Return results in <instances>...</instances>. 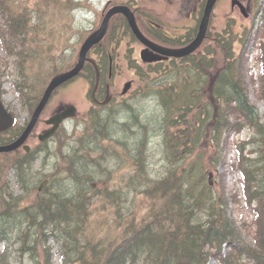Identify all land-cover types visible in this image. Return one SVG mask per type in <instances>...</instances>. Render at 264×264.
Segmentation results:
<instances>
[{"label": "trees", "instance_id": "obj_1", "mask_svg": "<svg viewBox=\"0 0 264 264\" xmlns=\"http://www.w3.org/2000/svg\"><path fill=\"white\" fill-rule=\"evenodd\" d=\"M76 5L77 2L74 0H0V21L4 22L0 42L5 53L15 59L13 86L29 114L39 101L49 79L43 76L41 71L37 70L38 74L33 73L30 64L23 60L32 63L33 59H39V56L43 55V59L36 60V63L40 69L49 62L56 64V70L53 69L51 75L71 66L70 64L64 66L67 63L63 54L55 55V59H49L47 53L55 43H57L55 51L62 46L64 49L67 46L65 42H68L69 37L76 32L68 17L69 10H74ZM123 21L119 23L121 32L123 35H129V28L124 19ZM262 27L264 29V18ZM40 31L48 35L44 38L36 36L35 34L38 32L39 35ZM223 32L224 34L217 36V59H182L173 62L171 67L178 72L172 71L169 74L170 81L161 76L166 71L162 64L151 66L143 76L145 83L160 93L161 103L181 96L179 91L185 89L192 90L195 93L193 97L198 96L201 102L208 105L206 115L200 117L198 111L193 109L196 102L183 97L184 113L179 122L169 123L174 126L175 134L172 133L174 138L182 139L185 144L188 137H196L201 131L210 137L207 147L202 145L199 151L193 150L191 155L194 156L191 159L201 158L205 162L206 170L202 174V182L206 189L203 188L204 193L207 191L210 202L200 203V208L195 210L190 208L189 202L178 203V199L188 196L187 190H190V186L183 183L188 173L184 170L179 178L183 184L180 182V186L176 187L162 186V189L175 188L167 198L164 196L154 201L156 193L153 190L146 187L139 191L140 205L146 211L149 208L145 217L131 220L130 217L136 216L137 213L133 199L130 205L124 208L116 205L104 206V211L111 219L121 222L120 225L116 226L114 221L103 220L87 224L88 218L78 215L74 208L70 212L65 210L72 201L65 204L62 209L56 210L52 207L56 195L52 197V190L49 189L53 183L49 176H45L50 180L49 187L42 192L37 191L36 184L32 186L29 182H23L19 176L20 166L24 164L27 167L26 172L31 171L35 177L39 165L45 162L46 153L50 150L57 151L54 149L57 145L53 148L52 145L46 146L43 143L42 149L35 148L29 153L21 149L3 153L0 154V170L7 165V171L0 175V190L8 192L10 189L6 183L1 186L5 174L13 179L14 187L26 195L30 194L31 199L28 202L31 203L30 210L44 211H41L40 220L21 224L22 221L18 222L12 211L0 205V264H10L11 244L15 246L18 261L19 258L27 256L33 263L48 264L46 262L49 260V252L53 249L51 242L66 250L63 255L65 264H94L84 257L85 249L89 247H96L102 256L99 263L95 264H206L210 258L215 259L217 264H264V120L262 121L264 114L260 115L258 109L250 103L242 81L239 83L231 75L236 72L229 68L230 65L244 64L241 54L235 57L233 39L226 30ZM111 34L113 36L119 33L112 27L108 36ZM241 42L244 43L243 40ZM104 46L103 43L95 50L104 49ZM260 51L257 58L260 65L258 83L261 98L264 100V42L261 43ZM24 57L30 60L21 59ZM105 60H100V65L105 66ZM194 60L207 64V68L194 69L191 66ZM85 70L90 74L88 78H91V75L93 77L91 65H87ZM205 73L208 76L203 75ZM150 75H153V78L148 79ZM86 115H89V112ZM87 119L92 121L90 116ZM165 122L161 119L156 122L158 128L149 125L148 142L154 137L158 138L161 130L167 131L164 128ZM177 123H181V126L179 127ZM104 128L100 126L97 132L91 135L90 127H87L73 142H67V145L75 144L77 148H85L98 154L100 147L112 146L117 141L115 133H105ZM70 129L73 131L77 127L71 126ZM21 131L22 126L15 123L7 131L0 133V145L15 140ZM224 131H228L229 138L232 135L240 136L244 132H249V136L230 142L228 136L221 140ZM99 135L110 137L111 140H101ZM63 137H66V134L57 132L54 139L61 145ZM130 138L136 136L132 135ZM221 143L224 147L222 153ZM232 149L236 165L233 162L230 167L235 168L239 174L242 201L253 213L248 226L242 223L244 229L231 217L229 207L232 203L229 195L214 186H209L205 180L206 173L215 170L219 163H223L226 152ZM38 162L40 164L34 170L33 165ZM69 175L64 176V179L68 180ZM254 179L261 180L262 186H252ZM16 199V207L25 210L19 207L24 202L23 195H16ZM176 201L180 205L179 208ZM60 202L61 198L55 200L56 204ZM85 202L84 195L77 200L79 205L86 204ZM21 215L27 218V213L22 212ZM224 246H227L226 251Z\"/></svg>", "mask_w": 264, "mask_h": 264}, {"label": "bare ground", "instance_id": "obj_2", "mask_svg": "<svg viewBox=\"0 0 264 264\" xmlns=\"http://www.w3.org/2000/svg\"><path fill=\"white\" fill-rule=\"evenodd\" d=\"M209 48V50L207 48L206 53L208 59H211L215 49L214 47ZM21 59L28 58L24 57ZM191 66L196 70L207 68V64L198 60H194L193 63L191 62ZM244 67L247 68V66L240 64L229 66V68L234 70V73L236 72V74L231 75L239 83L242 81L243 86L244 81L241 78H245ZM172 71L178 72L172 67H167L166 71L161 75L162 78L170 81L169 74ZM203 75L208 76L206 73ZM141 87L144 89L139 91V93H135L121 104L113 103L104 109L92 107L89 115L84 117L83 122L80 123L74 133L72 131L66 137H63L61 145L56 143L57 147L53 148L57 149V151L50 150L46 153L45 162L43 165H39V170L35 177L34 175L32 176L31 171L26 172V165L21 164V174L19 176H21L22 181L29 182L32 186L36 184L37 191L42 192L49 187L50 180L48 177H45L49 176L53 181L49 189L52 190V197L56 195L52 207L56 210L62 209L65 204L72 201V203L65 207V210L70 212L74 208L78 215L88 218L87 224L95 220H103L108 222L114 221L116 226L120 225L121 222L111 219L104 211V206H126L134 199L135 209L142 210L140 201L135 199L139 195V191L148 187L156 193L154 201H158L164 196L167 198L175 188L162 189V186H180L181 181L179 178L184 170L188 171V173L184 177L183 183L188 184L190 190H187L188 196L178 199V203L184 204L189 202L190 208L195 210L200 208V203L210 202L207 191L204 193L205 188L202 182V174L206 170L205 162L201 158L191 159L194 157H191L193 150L199 151L202 145H206V147L209 145L210 137L201 131L196 137H188L185 140L187 144H185L182 139L176 140L174 138V126L169 123L178 121L184 113L185 105L183 97L190 98L191 101L196 102L193 109L198 111L197 113L200 117L206 115L208 105L201 102L198 96L193 97L195 93L192 90L181 89L179 91L181 96H176L169 101L161 103L160 93L156 88L146 83ZM161 89L165 91L163 88ZM141 99L148 102L147 107H138L136 105L137 100ZM150 112L154 113V115L148 116ZM89 116L92 118V121L87 119ZM213 117L215 119V114ZM160 119L166 121L164 128L167 131L161 130L158 133V138L151 139V142L156 144H154L156 147H153V144H150L147 140L150 132L149 125L156 127L155 123L160 121ZM144 120L147 121L145 122ZM263 120L264 118H262ZM179 125L181 126V123ZM100 126L105 127L103 129L105 133H115L117 141L114 145L100 147L98 154L85 148H77L75 144L67 145V142H73L85 128L90 127V133L93 135ZM227 132H223L221 140H224L226 136H228V141L230 140L229 133L227 134ZM132 135H135L136 138L131 139ZM98 137L104 141L111 140L110 137H103L101 135ZM223 150L224 147L221 143L220 152L222 153ZM61 152L64 154H61ZM6 168L7 165L1 168L0 175L7 171ZM37 168L38 166L35 163L33 169L36 170ZM206 174L205 180L211 186L212 180L215 177V171L212 170ZM67 175H69L68 180L64 179V176ZM4 183L10 189L8 192L0 190V205L6 208V210L12 211L16 220L18 222L22 221L21 224L40 220L42 216L41 211H44V209H29L31 206V203H28L31 199L30 194L26 195L22 190L14 187L13 179L8 178L7 175L3 180L2 187ZM252 186H262L261 180L254 179ZM240 187L242 188L241 183ZM18 194H22L24 200L19 207L25 210L19 209L18 206L16 207V195L18 196ZM210 194L213 195L211 192ZM83 195L85 196L86 204L79 205L77 200ZM59 198H61V202L56 204L55 200ZM178 203L179 208L180 205ZM22 212L27 213V218L21 215ZM130 218L134 220L133 217ZM128 228L131 229V227ZM226 250L227 246H224V251ZM64 252L66 250L59 249L54 251V253L51 250L49 252L50 262H52L54 254V257H58L59 264H65L63 258ZM85 253L86 256L84 255V257H86V260L92 261L94 264L99 263L102 258L96 247L86 248ZM41 255L45 256L44 253H41ZM30 262V264L38 263Z\"/></svg>", "mask_w": 264, "mask_h": 264}, {"label": "rangeland", "instance_id": "obj_3", "mask_svg": "<svg viewBox=\"0 0 264 264\" xmlns=\"http://www.w3.org/2000/svg\"><path fill=\"white\" fill-rule=\"evenodd\" d=\"M77 5L74 10H69L68 17L71 20V25L74 26V30L76 32L73 33L72 36L69 37V43L66 41L65 45H67L64 49L60 47L55 51V47H57V43L52 47L47 55L49 59H55V55L58 56L60 54L64 55V61L67 63L64 66H68L71 63H74L76 59H73L72 53H65V49L70 47V51H74L77 48L78 42L84 36L87 31L99 25L101 21V13L104 7L111 3H125L131 1L134 6L143 8L140 9V14L142 18H146L148 16V20L150 22L160 21L161 23L170 24L172 27L184 28L188 24L190 25V19L188 18V10L191 12L194 7L197 5L198 0H75ZM243 2L245 6L251 7V15L249 13L248 18H244L239 12L238 8L232 9L230 7V0H219L217 5L214 8L213 16L211 24L216 27L217 30L222 31V28H225V24L228 22L229 30L234 34H238L243 36L245 33L244 44H236L234 47L235 57L241 54L242 62L247 68L244 67L245 78L244 86L248 93V97L251 103H253L262 114L264 112V100H262L260 91H259V78L257 74L259 69L256 65L255 56L257 54V48L260 46L259 43V35L260 38L264 41V29L260 30L259 28V14L264 13V0H240ZM151 17V18H150ZM229 20V21H228ZM119 25V22L114 25L115 30L116 26ZM4 22L0 21V34L3 33ZM180 29V30H181ZM252 30V32H251ZM80 31H82L80 33ZM261 32V34H260ZM259 33V34H258ZM58 34V33H57ZM254 34V35H253ZM36 36H40L42 38L46 37L48 34L46 32L40 31L35 34ZM253 35V36H252ZM114 37V35H113ZM112 37V38H113ZM112 40V39H111ZM127 41V40H126ZM252 46V47H251ZM213 47V46H211ZM139 49V48H138ZM138 49H136V56L138 57ZM208 45V50H209ZM217 52V48H216ZM39 59H43V55L39 56ZM217 59V57H216ZM13 58L9 57L4 50L3 45L0 42V86H1V96L2 102L9 109L10 112L16 116L18 121L23 124L27 119L26 111H24L23 107L20 105L18 101V96L13 87V82L15 78V68ZM30 60V59H27ZM25 63L30 64L32 70L42 71L43 76L48 77L50 73L56 70V64L53 62H49L43 69L39 68V64L36 63V60H33L32 63L29 61L23 60ZM117 65L119 66L118 72L120 73L116 76L115 84L118 87L122 88L123 83L133 78V74L128 71L125 66V63L122 59H117ZM214 72V70H213ZM138 86V83H137ZM90 90L89 80L85 76H81L73 80L69 85H66L60 91H57L50 101L43 118L49 116L56 108L61 106L73 105L77 108L78 118L75 122L82 123L84 120L85 114L88 112L90 107V103L87 100V94ZM143 92V91H142ZM146 100H137L136 105L147 107ZM153 116L154 113L150 112L148 116ZM80 125V124H79ZM159 126H157L158 128ZM41 128V127H40ZM39 128V129H40ZM156 128V127H155ZM74 133V131H73ZM241 135V134H240ZM248 135L247 132L242 133L241 137L245 138ZM239 135H232L229 139L232 142L233 139H241ZM156 138V137H154ZM37 140L32 139L30 142V146L33 145ZM153 144L152 142H149ZM155 144V143H154ZM153 144V147H156ZM234 152L233 150H228L226 152V158L223 163H219L216 167L215 177L212 180L213 186L223 192L226 195H229L231 198V206L229 207L231 217L238 221V226L244 229L242 223L244 222L245 226H248L252 220V212H250L247 207L244 206L242 201V192L240 187V178L238 173L235 171V168L232 169L231 163L234 162ZM40 163H37V166ZM236 165V162H234ZM209 172V171H208ZM207 176V174H206ZM5 179V176L2 177V180ZM136 200H140V196L135 197ZM130 205V204H128ZM127 206V205H126ZM122 206V208L126 207ZM135 206V205H134ZM149 208H144L143 210L136 209V216L133 217L134 220L138 218H143L146 216V212H148ZM51 247L54 251L60 249V246L56 243L51 242ZM1 249V247H0ZM10 251V264H30V260L27 256L24 258H16L15 246L11 244ZM48 264H59L58 257H52V262H48ZM206 264H217L216 260L210 258Z\"/></svg>", "mask_w": 264, "mask_h": 264}, {"label": "water", "instance_id": "obj_4", "mask_svg": "<svg viewBox=\"0 0 264 264\" xmlns=\"http://www.w3.org/2000/svg\"><path fill=\"white\" fill-rule=\"evenodd\" d=\"M216 1L217 0H207L206 6L204 9V13H203V16H202V19L200 22L199 31H198V34L195 37V39L191 43H189L187 46L182 47V48H177V49L162 48V47H159V46L152 44L149 40H147L142 35V33L139 31V29L136 25L133 13L130 11V9L128 7H126V6H115L111 9H109L107 11V13L105 14L99 28L96 31H94L93 33H91L86 38V40L83 42V44L81 45V48L79 50L78 60H77L76 64L74 65V67H72L70 70H68L66 72L57 74L56 76H54L50 80L46 89L44 90V93H43L38 105L36 106L35 110L33 111V114L31 116L30 121L28 122L27 126L25 127V129L23 130L21 135L13 143L0 146V153L11 152V151L16 150L17 148H19L21 146L26 152H29L30 149L27 145L24 144V142L26 141L29 133L33 129L36 121L38 120V117H39L41 111L43 110L46 103L48 102L51 94L53 93V91L56 88H58L62 84L68 82L69 80H71L72 78L77 76L79 74V72L81 71V69L84 65V62L86 60L93 63V61L86 58V55H87L88 51L95 44L99 43L101 41V39L104 37L106 30H107V26H108V21L112 15L120 13V14H123L125 16V18L128 21V24L131 28V31L133 32L135 37L143 45L146 46V48L140 52V57H141L142 61L152 62V61L157 60L153 57L154 54L152 51H154L157 54H161L163 56H168V57L170 56V57H175V58L187 56L188 54L195 51L196 48L201 44V42L205 36L209 17H210V13H211L212 8H213L214 4L216 3ZM235 5H237L239 7L241 13L244 16L247 15L244 6L238 0H231V6L234 7ZM150 49H152V51ZM128 87H129V83H127L125 85L123 91H126L128 89ZM75 114H76L75 107L69 106L66 109H64L63 111H60L59 113L53 115L49 120L46 121V123L51 124L52 127L50 129L46 130L44 133L39 134L38 135L39 140L44 141V140L48 139L49 137H51L53 135V133L56 131V129L58 128L59 124L63 120H65L67 118L74 117ZM13 121H14L13 117L5 110L2 102L0 101V132L5 131L9 127H11L13 124Z\"/></svg>", "mask_w": 264, "mask_h": 264}, {"label": "flooded vegetation", "instance_id": "obj_5", "mask_svg": "<svg viewBox=\"0 0 264 264\" xmlns=\"http://www.w3.org/2000/svg\"><path fill=\"white\" fill-rule=\"evenodd\" d=\"M198 5L194 7L192 10L194 13H190L188 10V16L193 22L196 24L201 15V8H202V2L203 0H198ZM248 11L249 13L252 11L250 5H248ZM194 17V18H193ZM150 21V20H149ZM162 25L158 22H149L148 25L143 27V31L145 35L147 36L148 39H150L152 42L155 44H158L163 47H168V48H176V47H181L186 45L190 40L195 36V30H193L192 37L186 38L184 35L185 33L179 32L180 30L177 29V27H172L170 24ZM192 28V26H191ZM197 31V29H196ZM216 37V35H215ZM133 42L136 43V41L132 38L131 39ZM126 45L129 46V48L132 47V45L128 42L125 43ZM143 48V46H142ZM102 52V51H100ZM98 54L95 55L94 59H99V57L96 58ZM107 59H108V68H107V77L105 79L104 85L101 84L99 85V88L95 91L94 96L90 95L92 98L93 106L94 108H99L102 109L111 106V104H121L123 101L129 99L132 95V91L134 89L133 80L131 81V86L130 88L122 94V89L120 87H116L115 84V77L119 74L118 72V65L113 59H119L118 55H114L112 51L110 53L106 54ZM200 59V56L195 52V54L186 56L185 58H177V59ZM164 60L157 61L156 63H164L167 64L172 62L175 58H163ZM156 63H151V64H156ZM100 75L101 76H106L105 69L100 68ZM107 79L111 82H108ZM133 98V97H132ZM59 110V108H58ZM45 119L40 118L38 124L42 126L39 131L45 130L48 126L44 123Z\"/></svg>", "mask_w": 264, "mask_h": 264}]
</instances>
